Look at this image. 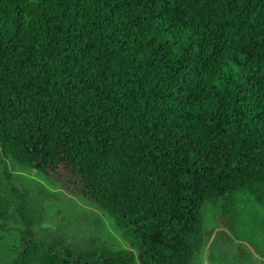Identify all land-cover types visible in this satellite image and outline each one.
<instances>
[{"label": "trees", "instance_id": "16d2710c", "mask_svg": "<svg viewBox=\"0 0 264 264\" xmlns=\"http://www.w3.org/2000/svg\"><path fill=\"white\" fill-rule=\"evenodd\" d=\"M5 160L132 250L36 229ZM0 163V264H264V0H0Z\"/></svg>", "mask_w": 264, "mask_h": 264}, {"label": "rangeland", "instance_id": "374dc122", "mask_svg": "<svg viewBox=\"0 0 264 264\" xmlns=\"http://www.w3.org/2000/svg\"><path fill=\"white\" fill-rule=\"evenodd\" d=\"M12 182L19 189L38 199L36 223L51 238L77 247L97 246L112 250H132L122 233L116 228L113 217L82 198L69 195L52 185L37 172L5 160ZM5 181L4 166L0 163V183ZM24 228L21 218L13 213L0 228V252L7 255L17 245L18 232ZM223 245L229 247V241ZM209 244L194 264H207ZM136 253V252H135Z\"/></svg>", "mask_w": 264, "mask_h": 264}]
</instances>
